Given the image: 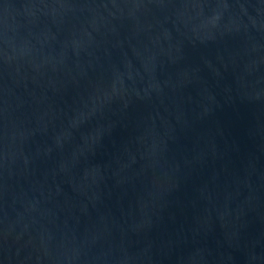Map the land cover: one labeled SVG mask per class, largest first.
I'll list each match as a JSON object with an SVG mask.
<instances>
[{
  "label": "water",
  "instance_id": "95a60500",
  "mask_svg": "<svg viewBox=\"0 0 264 264\" xmlns=\"http://www.w3.org/2000/svg\"><path fill=\"white\" fill-rule=\"evenodd\" d=\"M0 264H264V0H0Z\"/></svg>",
  "mask_w": 264,
  "mask_h": 264
}]
</instances>
